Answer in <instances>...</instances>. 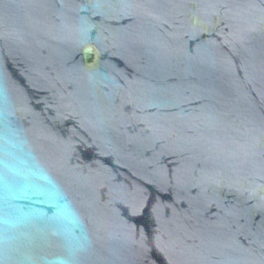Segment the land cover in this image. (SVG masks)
I'll list each match as a JSON object with an SVG mask.
<instances>
[{"label":"water","instance_id":"water-1","mask_svg":"<svg viewBox=\"0 0 264 264\" xmlns=\"http://www.w3.org/2000/svg\"><path fill=\"white\" fill-rule=\"evenodd\" d=\"M0 264H264V0H0Z\"/></svg>","mask_w":264,"mask_h":264}]
</instances>
